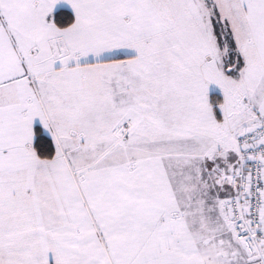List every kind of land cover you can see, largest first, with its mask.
Returning <instances> with one entry per match:
<instances>
[{
  "label": "snow or ice",
  "instance_id": "snow-or-ice-1",
  "mask_svg": "<svg viewBox=\"0 0 264 264\" xmlns=\"http://www.w3.org/2000/svg\"><path fill=\"white\" fill-rule=\"evenodd\" d=\"M0 264H264V0H0Z\"/></svg>",
  "mask_w": 264,
  "mask_h": 264
}]
</instances>
